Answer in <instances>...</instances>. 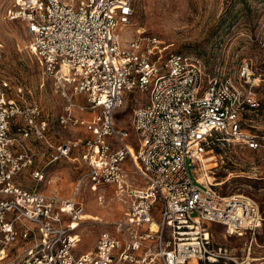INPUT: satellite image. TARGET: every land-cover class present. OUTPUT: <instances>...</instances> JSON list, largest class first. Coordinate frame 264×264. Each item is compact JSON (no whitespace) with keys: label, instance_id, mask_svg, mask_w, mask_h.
Instances as JSON below:
<instances>
[{"label":"built area","instance_id":"1","mask_svg":"<svg viewBox=\"0 0 264 264\" xmlns=\"http://www.w3.org/2000/svg\"><path fill=\"white\" fill-rule=\"evenodd\" d=\"M134 1L5 6L7 19L23 22L24 48L42 77L65 97L55 122L72 133L54 139L42 106L23 99L25 88L0 68V264H243L209 224L253 239L262 225L259 202L197 176L219 142L264 145L250 61L235 74L144 28L131 31ZM120 27L131 35L123 38ZM130 98L128 129L116 114ZM61 163L80 168L66 197L55 170ZM84 183L101 189L99 203L110 185L123 210L77 252Z\"/></svg>","mask_w":264,"mask_h":264},{"label":"rangeland","instance_id":"2","mask_svg":"<svg viewBox=\"0 0 264 264\" xmlns=\"http://www.w3.org/2000/svg\"><path fill=\"white\" fill-rule=\"evenodd\" d=\"M12 1L0 0V50L3 52L0 68L10 77L13 86L19 83L25 88L23 99L37 101L42 106L52 120L54 139L71 136V131L55 122L65 97L54 89L49 79L42 77L38 61L26 52L23 22L4 16L5 6ZM138 27L171 42L173 50L195 53L213 67L235 74L242 60L248 59L261 101L256 129L258 134H264V0H135L131 31ZM117 31L123 38L131 35V31L126 34L122 27ZM9 94L13 95L14 89ZM131 108L130 98L116 114V122L128 129L131 128ZM214 153V158L206 162L205 169L199 173L203 176L201 179L210 175L208 179L221 182L217 189L223 194L239 192L252 196L259 202L262 213V225L253 239L225 236L220 223H210L214 240L225 243L238 259L244 261L243 264H264V145L253 150L232 142H219ZM59 167L62 171L59 190L66 197L72 194L80 168L71 163H61ZM204 172L208 175H203ZM105 188L102 203L97 200L101 189L91 190L88 183H84L78 192L77 197L85 210L78 225L81 240L77 252L91 248L98 232L111 227L122 215L123 206L115 198L111 186L105 185ZM64 219L67 222V218Z\"/></svg>","mask_w":264,"mask_h":264},{"label":"bare ground","instance_id":"3","mask_svg":"<svg viewBox=\"0 0 264 264\" xmlns=\"http://www.w3.org/2000/svg\"><path fill=\"white\" fill-rule=\"evenodd\" d=\"M207 159H211V157H208ZM214 163H216V162H214ZM205 174L206 175H208L207 174V172H205ZM198 177V179H201L203 176H201L200 174L197 176ZM208 177H211L210 175H208ZM213 179V180H212ZM210 181H212V182H216V183H221V182H219V181H216V180H214V178H210L209 179ZM81 217H83L84 218V216L82 215ZM77 223H74L73 225H76ZM155 223L154 222H152L151 223V229H154L155 228ZM250 259H255V258H253V257H250Z\"/></svg>","mask_w":264,"mask_h":264},{"label":"crops","instance_id":"4","mask_svg":"<svg viewBox=\"0 0 264 264\" xmlns=\"http://www.w3.org/2000/svg\"><path fill=\"white\" fill-rule=\"evenodd\" d=\"M57 167L55 168V170L57 171V173H61L62 171H61V167H59V165H56ZM60 176H61V180H62V175L60 174ZM61 182V181H60ZM225 236H227L226 234H225ZM228 236H231V235H228Z\"/></svg>","mask_w":264,"mask_h":264}]
</instances>
